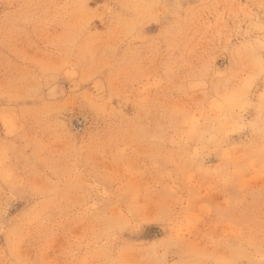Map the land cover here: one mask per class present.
<instances>
[{
    "label": "rangeland",
    "instance_id": "1",
    "mask_svg": "<svg viewBox=\"0 0 264 264\" xmlns=\"http://www.w3.org/2000/svg\"><path fill=\"white\" fill-rule=\"evenodd\" d=\"M0 264H264V0H0Z\"/></svg>",
    "mask_w": 264,
    "mask_h": 264
}]
</instances>
